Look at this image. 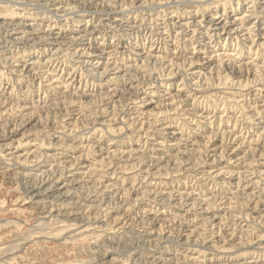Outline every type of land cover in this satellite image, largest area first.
<instances>
[{
	"label": "rangeland",
	"instance_id": "1",
	"mask_svg": "<svg viewBox=\"0 0 264 264\" xmlns=\"http://www.w3.org/2000/svg\"><path fill=\"white\" fill-rule=\"evenodd\" d=\"M0 264H264V0H0Z\"/></svg>",
	"mask_w": 264,
	"mask_h": 264
},
{
	"label": "bare ground",
	"instance_id": "2",
	"mask_svg": "<svg viewBox=\"0 0 264 264\" xmlns=\"http://www.w3.org/2000/svg\"><path fill=\"white\" fill-rule=\"evenodd\" d=\"M93 74H95V73H93ZM100 77V76H99ZM61 177V176H60ZM58 180V179H57ZM48 182V181H47ZM57 182V181H56ZM55 181H54V183L53 184H55L56 183ZM41 183H44V182H41ZM51 183V182H50ZM40 186V185H39ZM38 186V187H39ZM50 186H52V185H49V187ZM34 188V187H33ZM55 188V187H54ZM57 192H59V191H57ZM45 193H47V195H50V194H52L53 193V190L51 189V188H48L46 191H45ZM39 194V193H38ZM34 195H36V194H34ZM34 195H33V197H34ZM61 195H63L62 193H61ZM55 196V195H54ZM54 196H53V199H54ZM58 197H60L59 195H57ZM57 198V197H56ZM38 199V198H37ZM46 201V200H45ZM43 202V201H42Z\"/></svg>",
	"mask_w": 264,
	"mask_h": 264
}]
</instances>
